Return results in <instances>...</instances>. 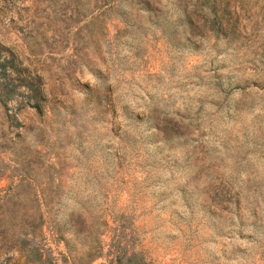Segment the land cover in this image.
<instances>
[{
  "label": "rangeland",
  "instance_id": "374dc122",
  "mask_svg": "<svg viewBox=\"0 0 264 264\" xmlns=\"http://www.w3.org/2000/svg\"><path fill=\"white\" fill-rule=\"evenodd\" d=\"M144 1L5 2L12 75L49 93L0 106V264L31 261L20 214L50 264H264V0ZM16 155L49 190L14 185Z\"/></svg>",
  "mask_w": 264,
  "mask_h": 264
},
{
  "label": "trees",
  "instance_id": "16d2710c",
  "mask_svg": "<svg viewBox=\"0 0 264 264\" xmlns=\"http://www.w3.org/2000/svg\"><path fill=\"white\" fill-rule=\"evenodd\" d=\"M7 0H0V22H1V17H2V13L4 10V5L5 2ZM142 2L143 6L146 9H149V5L147 4L146 1L144 0H139ZM206 2L202 1L201 5L203 6V4ZM50 9L49 7H47L48 12H52V14L55 16L57 14L60 13V8H58L59 3H56V0H51L50 5ZM207 8L205 10L204 13L211 16L210 21H213L215 18V9L212 8H208V4H206ZM74 11H75V15H74ZM71 10L70 11V15L68 16V18H70L71 20L73 19V22H77L80 18V16H83L84 19L88 20L91 22L92 18H93V13L88 12L86 13L85 8H82V12H80V10ZM71 15H74L71 17ZM47 18V16H45ZM177 18H182L184 24L187 25V28L189 29L190 32H192V22L190 19V16L187 12V8L185 5H183V8L180 9V13L176 14ZM41 23V21H40ZM39 23V24H40ZM39 35V34H38ZM35 37V36H34ZM35 41V38L33 39V42ZM36 44L38 42H35ZM9 49L10 54L8 53V56H6V54L3 52L5 49ZM38 49V48H37ZM14 51L11 50V48L7 45H5L2 40L0 39V106H5L6 102L8 100H11L13 98H16L18 95H25V101L26 103H30V105L39 113H41L44 110V104L43 102L45 101V99L48 96V93L45 88L43 87V85L41 84V74L39 73H35L34 75L31 76V79L26 80L25 82H21L23 78H19V76H13L12 73L14 71H17L18 68L16 66V64L13 62V55H14ZM13 78H19L18 82H13ZM19 85L25 86L26 92L24 93L22 90H20ZM14 118V117H11ZM10 118V122H12V119ZM17 121L13 120V122L11 124H16ZM18 146H14V150H17ZM13 160V164L16 168H18V170H20L17 173V181L15 184H31L33 186V188L36 190L38 189L39 191H43L41 186L39 187V185L43 186V189H47L49 190L50 187V166L52 162H48L43 170V175L46 176V181L43 180L40 182H36L35 177H36V173L35 172H31L30 171V160L28 158H25V156H20L17 158V155L15 158L12 159ZM10 185H7V187ZM6 187V188H7ZM6 188H3L6 190ZM9 191H5L4 193H1L0 196L3 197V209H2V215L0 218L1 224L3 226H5L7 223L10 222L11 220V212H10V207L7 204V196H8ZM39 193V192H37ZM42 200L39 201V204L41 206L44 207H48V205H50V203L48 202L49 200H47L45 198V194L42 195L41 197ZM23 214L18 215L17 217V223H18V227L19 230L17 233L18 234H25L23 236V238H21L20 240V247L15 248L16 251H24V254L31 260L29 262V264H50L48 257L44 256L42 257V252L41 249L38 248L36 245H34L32 242L27 243L26 240H29L28 238H31L33 236V232H34V224H24L23 221H20L19 219H21ZM90 242H88V246H89ZM90 254V253H87ZM93 259V256H89L87 257V259L79 264H86V263H90ZM123 264H131L130 262V257L126 256L124 257L123 260Z\"/></svg>",
  "mask_w": 264,
  "mask_h": 264
}]
</instances>
